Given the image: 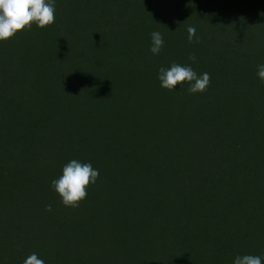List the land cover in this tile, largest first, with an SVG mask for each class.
<instances>
[{
	"label": "trees",
	"instance_id": "obj_1",
	"mask_svg": "<svg viewBox=\"0 0 264 264\" xmlns=\"http://www.w3.org/2000/svg\"><path fill=\"white\" fill-rule=\"evenodd\" d=\"M55 6L0 41V264L264 258V0ZM173 62L209 73L207 91L161 88ZM72 159L99 170L78 208L51 187Z\"/></svg>",
	"mask_w": 264,
	"mask_h": 264
},
{
	"label": "clouds",
	"instance_id": "obj_2",
	"mask_svg": "<svg viewBox=\"0 0 264 264\" xmlns=\"http://www.w3.org/2000/svg\"><path fill=\"white\" fill-rule=\"evenodd\" d=\"M55 4L56 0H0V41H7L22 30H31L33 23L41 29L51 26L55 22ZM187 33L190 44L198 42V39H194L195 26L189 25ZM150 35L149 51L153 55H159L164 47V37L159 31H153ZM188 59L192 62L196 61L194 54H190ZM256 74L261 82H264V64L257 65ZM158 80L160 87L168 91H174L177 86L188 83L187 91L196 94L207 91L211 76L207 72L198 74L190 65L173 62L168 68L161 66L158 69ZM98 178L99 170L93 168L91 163L72 159L63 166L62 174L51 181V187L65 207L78 208L87 198V188L95 184ZM45 211L51 212L52 205H45ZM23 264H45V261L33 252ZM233 264H264V258L258 255H238Z\"/></svg>",
	"mask_w": 264,
	"mask_h": 264
}]
</instances>
